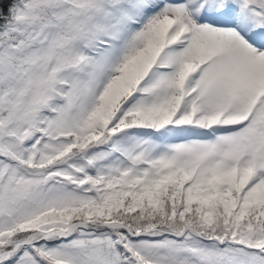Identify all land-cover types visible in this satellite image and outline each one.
I'll return each mask as SVG.
<instances>
[{"label": "snow or ice", "instance_id": "snow-or-ice-1", "mask_svg": "<svg viewBox=\"0 0 264 264\" xmlns=\"http://www.w3.org/2000/svg\"><path fill=\"white\" fill-rule=\"evenodd\" d=\"M0 264H264V0H0Z\"/></svg>", "mask_w": 264, "mask_h": 264}]
</instances>
